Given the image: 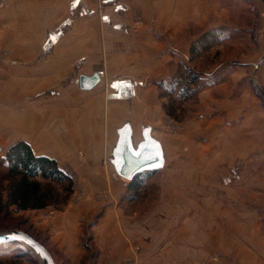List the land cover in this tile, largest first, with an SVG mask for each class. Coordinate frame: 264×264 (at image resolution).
Masks as SVG:
<instances>
[{"label":"crops","instance_id":"obj_1","mask_svg":"<svg viewBox=\"0 0 264 264\" xmlns=\"http://www.w3.org/2000/svg\"><path fill=\"white\" fill-rule=\"evenodd\" d=\"M201 2L0 0V53L4 51L0 57L14 77H23L22 84L15 78L10 83L30 92L28 107L34 109L14 121L19 124L14 131L17 141L27 142L35 155L54 159L85 191L82 201H69L63 211L49 213L48 206L20 212L47 234L50 245L71 264H81L86 252L82 237L87 235V222L97 212L102 214L91 225V232L96 236L102 230L105 238L119 237L120 245L115 248L120 263L139 264L143 259L144 252L136 243L135 251L130 244L132 252L128 253L129 233L113 217L130 182L115 172L113 149L119 129L128 123L132 141L135 131L143 139L142 132L148 128L151 137L161 144L164 156L154 120L157 115L147 111L160 106L157 84L170 80L177 64L188 61L189 45L199 33H210L222 42L229 37L219 34V28L229 27L225 21L227 9L209 13ZM134 10L139 11L141 21L137 27L131 23ZM250 11L253 39L257 51H262L264 7L252 6ZM93 75L98 78L94 85L80 87V76ZM232 123L224 121L225 125ZM240 163L238 160L220 169L231 173L219 176L222 187L236 184ZM44 247L57 264L52 250ZM223 249L220 259L236 264ZM129 255L133 259L129 260ZM99 257L103 264L114 262L112 254Z\"/></svg>","mask_w":264,"mask_h":264},{"label":"rangeland","instance_id":"obj_2","mask_svg":"<svg viewBox=\"0 0 264 264\" xmlns=\"http://www.w3.org/2000/svg\"><path fill=\"white\" fill-rule=\"evenodd\" d=\"M201 1L209 13L227 9L225 21L229 27L219 28V34L229 37L222 42L208 32L199 33L189 45L188 61L178 63L171 79L160 83L162 87L157 84L160 106L147 111L157 115L154 120L165 150L164 163L154 170L140 172L139 188L136 191L128 188L117 205V216L113 217L129 233L128 253L132 252L130 244L135 251L134 243L144 252L139 264H225L226 260L220 259L223 248L236 264H264V48L257 51L252 30L255 31L257 23L254 28L249 24L251 7H264V1ZM138 15L139 11L134 10L133 27L141 23ZM3 54L4 51L0 56ZM260 58L262 61L256 67ZM5 61L0 57L3 201L8 180L1 159L18 140L14 131L19 124L14 121L21 120L26 110L34 111L28 107L30 92L16 89L10 83L15 78L22 84L23 77H14ZM193 76L196 80L191 83ZM179 80L174 94L168 95L167 83L176 85ZM226 120L233 123L225 125ZM219 131L225 134L220 137ZM134 134L133 144L137 145L142 138L136 131ZM238 160L239 180L232 187H222L219 176L231 173L220 169L231 167ZM84 197L83 185L73 181L66 204L58 209L49 206V213L63 211L69 201H82ZM7 211L0 213V233L14 229L27 232L52 250L57 264H71L24 212L13 207ZM101 214L97 212L87 222V235L82 237L86 252L81 264H103L99 256L111 254L113 264H121L116 250L119 237L105 238L102 230L96 236L91 232V225ZM219 240L223 243L219 244ZM19 249L25 256L15 259L13 254H2L0 264H41L29 247L21 243ZM128 259L133 257L129 255Z\"/></svg>","mask_w":264,"mask_h":264},{"label":"trees","instance_id":"obj_3","mask_svg":"<svg viewBox=\"0 0 264 264\" xmlns=\"http://www.w3.org/2000/svg\"><path fill=\"white\" fill-rule=\"evenodd\" d=\"M195 80L194 76L190 79L191 83ZM180 83V80L176 85H173V82L167 83L168 95L174 94L176 86ZM159 85L162 87L163 84ZM1 161L6 166L8 183L5 201L0 191V213L7 214L10 207H13L15 211H26L43 209L48 206L58 209L66 204L72 191L73 181L54 159L35 155L27 142L19 140L7 148ZM140 174L139 172L130 180L128 186L130 190L136 191L139 188ZM20 245L21 242L18 241L0 243V255L13 254L15 259L21 258L25 254L21 253Z\"/></svg>","mask_w":264,"mask_h":264},{"label":"water","instance_id":"obj_4","mask_svg":"<svg viewBox=\"0 0 264 264\" xmlns=\"http://www.w3.org/2000/svg\"><path fill=\"white\" fill-rule=\"evenodd\" d=\"M261 61L262 58L258 60L256 67ZM97 79L96 75L80 76L79 85L82 88H89L97 82ZM252 82L256 85L254 80ZM142 137L143 139L134 145L129 124L125 123L119 129L112 161L115 172L124 179L131 180L139 172L159 168L164 163L162 146L151 137L148 128L143 130ZM8 241H18L29 247L37 255L41 264H54L51 254L44 245L27 232L14 229L0 233V243Z\"/></svg>","mask_w":264,"mask_h":264}]
</instances>
